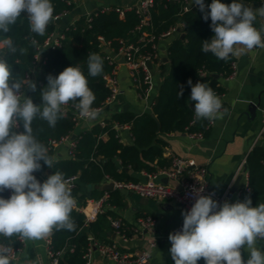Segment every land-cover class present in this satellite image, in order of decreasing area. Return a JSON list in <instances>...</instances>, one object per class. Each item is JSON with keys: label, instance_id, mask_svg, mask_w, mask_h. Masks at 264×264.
Instances as JSON below:
<instances>
[{"label": "trees", "instance_id": "trees-1", "mask_svg": "<svg viewBox=\"0 0 264 264\" xmlns=\"http://www.w3.org/2000/svg\"><path fill=\"white\" fill-rule=\"evenodd\" d=\"M154 1L150 12L151 25L146 28V31L160 36L174 27L184 25L183 30L186 34L185 40L178 36L169 47L171 68L154 99L152 113L155 117L151 113L140 116L133 113H118L114 121H106L105 126L97 123L92 129L80 134L75 140L74 154L70 158L58 160H55V148L50 146V141H61L74 132L77 122L73 120V111L79 112V110L75 107V103L70 101L67 106L72 111L68 114L62 111L63 116L58 119L55 127H50L46 121L37 117L32 122L33 135L48 148L49 155L54 159L52 169L41 161L42 170L33 173L42 183L56 171L61 172L65 179L78 176V184L71 190V194L79 196L82 186L94 187L88 194V198L97 200L105 193L100 186L107 179L115 182H137L130 177L126 169L130 168L135 172L145 170L148 174H155L159 170L172 167V160L164 158V149L167 144L159 138L160 135L187 131L206 132L209 120L195 119L194 109L191 107L195 102L190 101L191 86L187 81L191 79L193 85L202 82L211 87L216 94L224 93L225 90L220 86L219 80L213 79L211 74L227 78L232 73L234 57L230 56L225 61L217 59L211 53L201 51L202 41L210 40L214 33L210 27V17L205 21L204 13L200 9L193 7L185 12L178 1ZM204 2L205 12H209L210 8L207 6L212 3V0H204ZM221 2L231 4L232 0H221ZM237 2L252 8L258 3L264 6L262 0H237ZM51 3L54 7V17L68 13L74 8V5L66 0H51ZM103 9L83 16L69 25L62 32L59 45L44 46L57 31L54 21L48 25L44 35H37L30 31L26 13H22L17 22L10 26L9 33H0V41L10 37L17 48L14 54L8 49L1 52L0 58L7 60L12 68L13 76L19 79H28L31 76L38 65L37 58L42 48L46 49L37 77L36 91L28 90L26 95L35 104L42 103L41 90L47 85L46 78L49 74L57 76L66 67L78 66L87 77L88 87L96 97L92 107L96 109L105 105L111 95L106 77L112 74L114 67L105 59L106 52L103 44L106 43L112 51L118 52L122 47L121 40L137 42L141 33L136 31V27L141 19L135 11H128L124 17H121L115 11L104 12ZM33 40L36 41L35 44L32 43ZM142 52H153L152 44L145 46ZM93 53L98 54L103 60V71L96 77L88 75V56ZM180 86H183V96L178 99L177 92ZM115 124L120 127V130L115 128ZM125 126L131 127L134 140L130 145L123 144L121 140L120 132ZM18 127L20 132L24 131L22 123ZM104 134L109 135V140L102 139ZM154 163H157V168L153 166ZM246 167L249 189L241 190L239 201L243 202L246 198H250L252 206L255 207L264 203L263 144L255 146L248 155ZM49 170L51 174H47ZM109 193L108 205L112 208L122 207L124 199L122 192L116 189ZM0 196L8 198L9 190L0 192ZM110 218L120 219L117 213L108 208L98 216L96 221L86 223L85 215L74 208L71 219L75 223V231L53 230L50 248L55 255L60 254L59 264H85L87 262L85 256L94 242L97 240L105 243L112 242L102 239ZM126 233L130 235L129 230ZM0 242L11 243L14 247L19 245L16 237L9 241L0 236ZM197 264H205V261L201 258Z\"/></svg>", "mask_w": 264, "mask_h": 264}, {"label": "clouds", "instance_id": "clouds-1", "mask_svg": "<svg viewBox=\"0 0 264 264\" xmlns=\"http://www.w3.org/2000/svg\"><path fill=\"white\" fill-rule=\"evenodd\" d=\"M192 3L199 5L205 21L210 17L214 33L210 40L202 41V52L226 61L230 56L264 48L262 32L254 27L257 16L264 17V6L254 9L237 0L231 4L212 0L207 6L210 11L205 12L204 0ZM53 12L51 0H0V33H9L10 26L26 13L30 31L42 36L54 19ZM3 44L10 53H16L10 37ZM87 65L91 77L103 71V60L98 54H89ZM46 79L47 85L41 90L42 103L37 105L25 95L26 90L35 92L36 84L13 76L7 60L0 58V192L11 190L10 197L0 196V236L9 241L13 237L42 240L53 230L75 231L76 227L71 219L76 200L69 181L59 171L43 183L33 174L42 170L41 161L52 169L54 159L33 135L32 122L39 117L55 127L63 116L62 106L70 101L82 118L94 121L99 115L92 107L96 97L78 66L66 67ZM187 83L191 86L190 101L195 102V119L214 121L223 115L222 101L211 87L202 82L193 85L191 79ZM182 96L180 86L177 97ZM21 123L24 131H14ZM202 192L203 187L193 190L195 203L181 213L182 230L169 234L174 264H197L201 258L205 264H264V251L256 247L257 239H264V203L253 207L251 199L246 198L221 205L212 199L214 193ZM14 260L12 244L0 242V264H13Z\"/></svg>", "mask_w": 264, "mask_h": 264}, {"label": "crops", "instance_id": "crops-1", "mask_svg": "<svg viewBox=\"0 0 264 264\" xmlns=\"http://www.w3.org/2000/svg\"><path fill=\"white\" fill-rule=\"evenodd\" d=\"M66 1L74 5L73 10L58 16V19L54 17L52 20L56 24L58 38L62 36V32L69 25L98 9L129 6L140 0ZM190 2L192 3V0ZM192 4L196 5L195 3ZM261 6L262 4L258 3L253 5V8L258 9ZM254 27L261 30L263 39L264 17L257 16ZM182 32H184L183 28ZM178 36L180 37V33L177 31L172 36L161 39L158 43L160 62L156 63L153 68L152 90L149 99L145 100L140 96L129 66L121 61L116 74L119 81V94L117 97L111 103L102 107L94 121L84 120L79 122L74 132L55 147V157L58 159L70 158L71 145L76 140H72L73 134L78 137L86 130L92 129L97 123L106 125V121H114V117L118 113H133L137 116L151 113L152 106L155 103L154 99L171 68L169 47ZM3 41H0V53L7 50ZM45 50L42 48V52L37 58L38 65L28 79L35 84L38 83L37 77L44 61ZM233 57V63L236 66L235 75L217 79L220 86L225 90L224 93L217 94L222 101L221 111L223 115L213 121V124L205 132V137L202 140H192L188 137L187 132H174L159 136L167 144L164 149V158L168 160H172L173 157L188 159L191 162L190 168L207 167V177L212 191L219 196L227 194L225 201L230 203L239 201L241 190L247 188L249 184L248 172L244 168L246 159L255 146L261 143L260 132L264 118V48H254ZM27 92L28 90H26L25 95H27ZM14 131L18 132V127ZM120 136L123 144L130 145L133 143L131 127H123ZM102 139L104 141L109 140V135L104 134ZM117 164L119 165V162ZM153 166L157 168V163H154ZM126 171L137 182L149 180V174L145 170L135 172L129 168ZM165 178V175L160 174L157 181L162 182ZM238 178L241 179L239 188L234 194L230 195L231 189ZM111 181L114 180L107 179L102 184ZM168 185L178 187L179 183L174 179H168ZM93 188L82 186L79 196L84 195L85 197L76 196L82 206L89 207L87 210L95 206L93 204L95 200L88 198V194ZM104 192L106 193V191ZM108 208L119 215L122 222L129 228L130 235L127 240L122 239L109 220L102 236L103 240H111L128 252L148 250L151 255L149 264H174L169 251L171 243L168 234L179 226H183L181 213L186 209L182 205L169 200L146 199L130 192L128 196L124 195L122 207L112 208L108 206ZM147 216L153 217L156 221L155 236L147 234L139 223L140 218ZM52 234L53 232L42 240H23L22 249L13 264H53V260L49 255ZM151 240L158 241L155 248L149 247ZM97 242L100 241L97 240ZM256 247L264 251V239H257ZM244 258H248L247 251L244 252ZM91 264H111V262L103 258L98 250L93 249Z\"/></svg>", "mask_w": 264, "mask_h": 264}, {"label": "built area", "instance_id": "built-area-1", "mask_svg": "<svg viewBox=\"0 0 264 264\" xmlns=\"http://www.w3.org/2000/svg\"><path fill=\"white\" fill-rule=\"evenodd\" d=\"M181 3L183 10L185 12L189 11L194 6L190 0H174ZM154 0H140L139 2L124 6V7H106L103 9L104 12H117L121 17H124L125 13L128 11H135L140 19V24L136 27V31L141 33V36L137 40V42H129L128 40H121L122 47L118 52H114L110 49V47L104 43L103 48L106 52L105 59L109 61L111 65H113V71L111 75L106 77L107 86L111 89V95L107 99L105 105L111 103L119 94V81L116 77L117 67L119 63L124 60V63L129 66L131 71V76L133 78L134 84L139 90L140 96L147 100L149 99L150 92L152 90V72L148 68L147 63L152 62L153 66L160 61V55L158 51V43L161 39L168 38L173 34L177 33L178 28H183L184 25H179L178 27H174L171 30L161 34L160 36H156L154 34L148 33L146 28L151 25V17L150 12L151 8L154 6ZM264 2V0H262ZM62 37V36H61ZM53 38V37H52ZM52 38L46 41L45 47L59 45V38L52 41ZM264 39V35H263ZM148 44H152L153 52L143 53L142 49ZM108 50V51H107ZM158 60V61H157ZM235 63H233V70L229 77L235 75ZM204 75V73H202ZM30 76L28 77V79ZM104 105V106H105ZM102 109L96 108L98 112ZM63 113L68 114L72 110L65 105L63 107ZM73 120L77 122V124L85 119L79 115L78 111H73ZM213 121H209L206 131L210 128ZM105 126V124H102ZM115 128L120 130V127L115 124ZM18 132L19 127H18ZM187 135L192 140H202L205 137V131L198 132H189L187 131ZM68 138V137H67ZM66 138L61 141L51 140L50 146L56 147L61 144ZM260 140L261 144L264 145V118L263 125L260 132ZM76 147L75 141L71 145L70 154L71 156L74 154L73 151ZM191 162L188 159L173 157L172 158V167L170 169L160 170L158 173L149 174V180L146 182H116L117 189H127L132 193L137 194L140 197L152 200H169L174 201L182 205L186 211L190 210L193 204L195 203V197L193 195L194 189H200L203 187V195H210L214 192L212 191L209 181H208V168L207 167H194L190 168ZM246 165L244 166V168ZM163 174L168 179H174L179 183V186H170L163 182L157 181L159 175ZM70 183L71 190H73L78 184V176H73L67 178ZM249 189L248 186L246 188ZM11 195V190H9V197ZM76 200L75 209L85 215L86 223H90L95 221L100 214L106 211L108 208V201L110 199V193L106 192L100 199L94 201V207L90 210L88 206H82L79 202V199L72 195ZM212 198L215 199L219 204L225 202L227 198V194L219 196L214 193ZM110 222L112 227L116 230L117 234L124 240H127L129 228L122 222L121 219H113L110 218ZM140 225L144 228L145 232L151 236L156 235V221L153 217L147 216L139 219ZM183 226H179L178 228L172 230L170 233H175L177 231L182 230ZM169 233V234H170ZM168 234V237H169ZM19 245L14 247V256L15 260L18 258V255L22 249L23 240H19ZM157 240H151L150 248H155L157 246ZM93 249L99 251L103 258L107 259L111 264H149L151 255L148 250H140L134 252H128L124 250L120 245L115 242H94L91 245L87 255L85 258L87 262L85 264H91V253ZM49 255L53 260V264H59V255H55L54 252L49 250ZM14 260V261H15Z\"/></svg>", "mask_w": 264, "mask_h": 264}, {"label": "water", "instance_id": "water-1", "mask_svg": "<svg viewBox=\"0 0 264 264\" xmlns=\"http://www.w3.org/2000/svg\"><path fill=\"white\" fill-rule=\"evenodd\" d=\"M204 4H205V2H204ZM196 8H197V9H200L199 5L196 4ZM178 32L180 33V38H181L182 40H185L186 34H185L184 32H182V28H178ZM58 37H59V35H58L57 33H55L54 36H53V38H52V41L54 42L55 40L58 39ZM107 51H108V50H107ZM122 61H124V60H122ZM147 66H148V68L151 70L152 74H154V70H153L154 66H153V63H152V62H148V63H147ZM211 77H212L213 79H216V80H217V79H219L220 76H219L218 74H211ZM191 107L194 109V105H193V104L191 105ZM151 115H152L153 117H155L154 113H152V112H151ZM159 129H160V126H159ZM76 138H77L76 134H73V136H72V140H75ZM55 160H58V158L55 157ZM246 170H247V167H246ZM47 174H51V170H49V171L47 172ZM240 180H241L240 178H238V179L236 180L234 186H233L232 189H231V192H230L231 194H230V195L234 194V193L238 190ZM40 182L42 183V181H40ZM162 182L165 183V184H168V179L165 178V179L162 180ZM100 189L103 190V191H106V192H113V191H115V190L117 189V187H116V182H115V181L105 182L104 184H102V185L100 186ZM119 190H120L124 195H126V196H128V195L130 194V191L127 190V189H119Z\"/></svg>", "mask_w": 264, "mask_h": 264}, {"label": "bare ground", "instance_id": "bare-ground-1", "mask_svg": "<svg viewBox=\"0 0 264 264\" xmlns=\"http://www.w3.org/2000/svg\"><path fill=\"white\" fill-rule=\"evenodd\" d=\"M245 170H246V167H245Z\"/></svg>", "mask_w": 264, "mask_h": 264}]
</instances>
